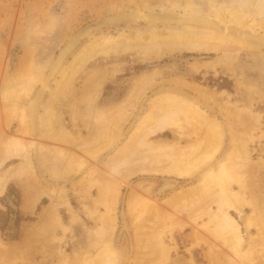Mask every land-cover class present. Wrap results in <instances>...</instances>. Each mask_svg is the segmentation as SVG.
Here are the masks:
<instances>
[{
	"label": "bare ground",
	"instance_id": "obj_1",
	"mask_svg": "<svg viewBox=\"0 0 264 264\" xmlns=\"http://www.w3.org/2000/svg\"><path fill=\"white\" fill-rule=\"evenodd\" d=\"M142 1L140 2L142 5H133L132 3V6L128 7L126 5V9L120 8L119 5V8L115 9L118 11H110L111 13L108 12V14L99 16V18L85 25L66 40L64 39V43L61 44L53 58L45 62L39 61L35 72H29L23 75L22 78H6L1 89L3 97L7 100L16 99L18 95L23 97L21 98V100L23 99L22 104L20 101H15L9 107L13 113L19 112V124L24 127V135L39 136L40 130L43 128L40 125L45 120L42 113L44 110L48 111L50 109L47 105H44L48 101V96L50 95L51 100L55 101L62 89L60 86H64L69 82L72 75L82 67V63L85 62L86 58L91 53L97 52L98 49L96 48L104 46V44L108 51L118 49L123 51L122 49L138 46L145 52L152 49H165L171 52L215 53L218 54V58L203 63L195 61L192 66L198 70L201 68H214L215 65L221 64L227 71L232 72L234 71L232 63L237 60L239 52L250 51L253 53L255 68L259 77H264V0ZM121 23L131 25L130 28L134 30L122 29L117 33H105L106 31L103 32L102 30L105 27L110 28L112 25ZM55 24L57 25V23ZM136 27L141 28L137 29ZM98 31L99 34L96 33ZM80 44L82 45L80 46ZM110 73L105 71L103 76H101L102 73L98 75L96 83L94 80V84L101 87L106 76ZM159 73V71H155L152 75ZM241 76L240 74L236 76L235 82H238L239 85L242 84L240 82ZM150 80L148 75L142 72L138 76L137 82H134L136 88L143 89L138 97L135 95L138 101H140L139 98L144 92L149 89L148 86H145L150 83ZM55 81H59L57 89L53 87ZM183 82L176 77L170 83L180 87L181 90L187 86L195 93L196 97L193 98L191 95L186 94L181 96V93L184 92L180 90L177 92L172 88L166 89L168 91L164 92L163 89L151 96L149 107L145 111L139 108L134 112V124L130 129L129 139L121 145L119 150L116 151V155L112 156L113 158L111 157L109 163H104L108 166L103 164L105 168L108 167L109 172L104 169L107 173L116 172L124 179H129L139 171L145 173L152 170L158 174H163L160 180H166V189L164 191L157 190V195H165L160 201L154 198L148 199L138 192H130L126 196V210L131 216V220L133 219V222H131L133 223L134 232L133 248L135 253L142 255V259L138 260V263L147 264L156 259L155 257L167 258L169 256L171 249L162 239V234L168 228L169 232L176 228L184 229L187 223L180 218L179 214H185L188 218L187 221L192 222H196L203 216L208 217V220L203 222L205 225L211 224L213 227L212 233L223 240L224 248L221 249L227 250V253L224 252L226 263L242 264V261L248 260L256 253L257 247H261L258 253L262 255L260 257L263 260L264 218L257 209L244 213L242 193L231 186L232 183H237L238 186L242 183L243 175L238 170L245 166L243 162L245 158L247 159L245 144L252 138L251 131L254 126H251L252 128L249 130H246V128L243 130L238 129V126L241 127L246 122H243L244 115L241 114L240 107L234 106L231 102V93L228 90L214 91L197 83L187 84ZM35 84H37V87L32 94L33 96H29ZM243 84H245L244 88L260 86L256 82L245 83L244 81ZM87 90L86 93H88ZM83 92L85 95V91ZM199 99L208 102L211 107L205 105L206 110L203 109L201 107L202 103L198 104ZM128 101L113 103L115 105L108 104L102 108L94 107L95 109L92 111L93 118L98 123L101 121L104 124L102 129L99 128L102 131L99 136L101 138L98 143L99 152L108 148L117 139L119 127L121 126L117 116H124L126 120L133 114V111L130 112L125 109ZM136 102L132 104V109H135L138 105V102ZM212 106L226 112L225 117L227 116V122L230 123L232 144L228 149H224L226 152H222L220 157L215 156L222 150L226 131ZM54 112L56 113V111ZM121 112H124V114L122 115ZM252 113L257 122L256 116L258 118V113ZM50 116L52 117V114ZM182 121L196 123L205 130L204 135L194 143H189L186 146L179 145L176 140L171 138L162 143H155L151 139H147L149 135L156 136L167 131L183 130ZM237 121L241 122L240 125ZM44 125L52 127V124L45 123ZM245 127L247 126L245 125ZM45 129L46 132L53 134L49 127H45ZM53 139H55L54 134ZM35 141L36 139L30 141L19 135L10 136L7 141V152L12 153V155L0 159V195L5 194V190L11 181L21 180L22 177L36 179V164L39 168L45 166L49 171V175L53 177L63 175L61 172L56 173L55 169L48 166L52 162L48 161L46 153L42 151L46 147L50 146V150L55 152L61 161L63 160L68 166L72 167V171H78L84 166L86 160L81 155H76L78 152L76 153L74 150L70 152L69 149L67 150L56 144L47 146L40 143L37 146ZM141 150H143V154L146 152V155H144L142 163L136 166L137 169H134L135 167L131 166L132 164H128V159L134 153L141 152ZM10 158L18 162L6 166ZM74 166L76 167L73 169ZM99 171L102 172V170ZM195 175H199L195 182L181 186L182 182L180 180L188 182L187 179ZM41 178L50 183L46 176L43 175ZM172 182L174 183L172 184ZM120 188L121 183L117 179L112 178L104 183L99 182L100 195L102 197L106 196L103 198L104 201L103 199L100 200V203L104 202L105 210L99 212L93 210L94 213H100L98 214L99 225L94 230L96 239L90 241V246L95 252H84L83 258L79 259V264L123 263L121 259H123L122 255H124L123 251L125 250L124 242L119 243V245L114 238L118 224L116 206ZM48 191L51 203L43 208L40 214L42 220L54 217L57 206L67 204L65 189L60 188V186L50 187ZM43 193L46 194L44 189ZM107 195H111V198L109 197L111 200L107 198ZM30 200V206L36 203L35 200L31 198ZM233 211L243 219L245 233L242 231L241 223L233 215ZM148 215L153 216L151 221L147 220ZM251 230H255V232L251 233ZM245 234H248L247 241L244 238ZM30 235L31 232L27 231L25 236L27 238ZM257 241H259L258 245L256 244ZM0 245L6 254V244L0 240ZM219 254L223 256L222 253ZM64 257H66L63 260L64 262H61L68 264V257ZM217 261H219L218 258H213L211 264H217Z\"/></svg>",
	"mask_w": 264,
	"mask_h": 264
},
{
	"label": "rangeland",
	"instance_id": "obj_2",
	"mask_svg": "<svg viewBox=\"0 0 264 264\" xmlns=\"http://www.w3.org/2000/svg\"><path fill=\"white\" fill-rule=\"evenodd\" d=\"M141 1L0 0V159L12 155V153L7 152V141L12 135H19L30 141L36 139L37 146L40 143L47 146L56 144L67 150L69 149L70 152L74 150L76 153L78 152L76 155H81L86 160L80 170L72 171V167L68 166L63 160L61 161L55 152L50 150L49 146L42 150L46 153L48 161L52 162L48 166L55 169L58 174L61 172L62 176L53 177L49 175V171L45 166L39 168L36 164V179L22 177L21 180L17 179L8 184L5 194L0 195V240L6 244L5 248L7 249L5 254L0 245V264H7L6 262L9 264H63V260L66 258L64 256L68 257V264H79V259L83 258L84 252H95L90 246V241L96 239L94 230L99 225L98 214L100 213H94L93 210L98 212L105 210L104 202L100 203V200L106 196L102 197L100 195L99 182L104 183L112 178L121 183L116 206L118 224L116 233H114L115 242L117 244L124 242L125 250L123 251L124 255H122L123 259H121L122 264H139L138 260L142 259V255L135 253L133 248L134 232L133 223H131L133 219L131 220V216L126 210V196L130 192H138L148 199L154 198L160 201L165 195H157V190L164 191L166 189V180H160L163 174H158L152 170L145 173L139 171L129 179H124L116 172L107 173L108 167L105 168L103 164L109 163L113 158L112 156L116 155V151L129 139V132H131L130 129L134 124V112L139 108L145 111L149 107L151 96L163 89L164 92L168 91L166 89L172 88L174 91L184 92L181 93V96L186 94L191 95L193 98L196 97L195 93L187 86L181 90L180 87L170 83L176 77L187 84L197 83L214 91L228 90L231 93V102L234 106L240 107L241 114L244 115L243 122H246L241 127L238 126V129L243 130L246 128V130H249L252 128L251 126H254L251 131L253 136L245 144L247 152V159L245 158L243 161L245 166L238 170L243 175L242 183L240 186L237 183H232L231 186L242 193L244 213L257 209L264 218V94L261 93H264V77H259L255 68L253 53L250 51L239 52L237 60L232 63L234 70L232 72L227 71L221 64L215 65L214 68H201L198 70L192 66L195 61L203 63L218 58V54L215 53L171 52L165 49H148L149 51L145 52L138 46L122 49L123 51L121 49L108 51L104 44V46L96 48L98 49L97 52L91 53L86 58L87 62L85 60L82 63V67L72 75L69 82L64 86H60L62 89L55 101L51 100L50 95L48 96V101L44 105H47L50 109L48 111L44 110L42 113L43 119H45L43 124H52L53 128L50 125L43 126L41 124L40 126L43 128L40 130V137L23 134L24 127L19 124V112L15 114L10 110L15 101H20L22 104L23 99L21 100V98L23 97L18 95L16 99L12 100L3 97L1 89L6 78H22L23 75L29 72H35L39 61L45 62L53 58L66 38L79 29L99 18V16L118 11L115 9H118L119 5L120 8L126 9L127 6H132V3L133 5H142ZM53 23H57V25ZM127 25L121 23L112 25L110 28L105 27L102 30L103 32L106 31L105 33H117L122 29L134 30L130 28L131 25ZM96 33L99 34L100 32ZM105 71H109V73L112 71L113 73L108 74L102 86L98 87L94 84V80L96 83L98 75L102 73L101 76H103ZM155 71L160 73L152 75ZM142 72L148 75L151 80L145 86H148L149 89L144 92L139 98L140 101H138L135 95L138 97L143 89L136 88L134 82ZM237 74L242 75L241 85L235 82ZM244 81L245 83L256 82L260 86L244 88ZM58 82L53 83V87H56V89L59 86ZM36 87L37 84L33 85L29 96H33ZM86 90L88 93H86ZM83 91H85V95ZM124 100L128 101L125 109L130 112L133 111V114L126 120L124 116H117V120L121 125L117 139L108 148L99 152L98 143L101 139L99 136L102 132L100 129L104 124L101 121L98 123L93 118L92 111L95 108H102L108 104L115 105L113 103H121ZM135 101L138 102H136L138 104L136 105L137 108L132 109V104ZM200 103H202L201 107L205 110V105L211 107L208 102L202 99L198 100L199 105ZM91 105L93 106L92 109ZM88 107L89 109H87ZM212 108L216 111L226 131L225 144L223 143L222 150L215 156L220 157L221 153L226 152L225 150L232 144L230 123L227 122V116L225 117L226 112L216 106H212ZM77 111L80 114L83 112V115L76 114ZM252 112L258 113V118L256 116L257 122ZM121 114L123 115L124 112H121ZM119 117L124 118L120 119ZM56 121L58 122L56 123ZM182 126L184 127L183 130L167 131L168 133L165 132L156 136L149 135L147 139H151L155 143H162L171 138L176 140L179 145L186 146L189 143H194L204 135L205 130L192 121L190 123L182 121ZM45 127H49L55 135V139H53V134L46 132L48 128L45 129ZM144 155H146V152L143 154V150L134 153L129 157L128 164H132L131 166L137 169L136 166L142 163ZM16 162L18 161L10 158L6 166ZM104 165L108 166L107 164ZM104 169H107V171ZM98 170H102V172H98ZM43 175L50 183L41 178ZM198 177L199 175L190 177L187 179L188 182L180 180L182 182L181 186L195 182ZM59 186L66 190L67 204L57 206L54 217L42 220L40 214L43 208L51 203L48 190L50 187ZM43 189L46 194L43 193ZM110 196L107 195V198ZM16 198L18 199L17 203ZM28 198L36 202L31 209L26 207ZM16 212L20 217L18 223L15 222L18 217ZM232 213L241 223L242 231L245 233L243 219L238 216V213L234 211ZM179 216L187 223L184 229L176 228L169 232L168 228L162 234V239L171 249L169 256L167 258L155 257L156 259L147 264H211L213 258H218L217 264H228L224 261V252L227 253V250L221 249L224 248L223 240L212 233L213 227L211 224L205 225L203 222L208 220L207 216H203L196 222L187 221L188 218L185 214H179ZM146 218L151 221L153 216L148 215ZM27 231L31 232V235L26 238ZM254 232L255 230H251V233ZM244 238L247 241L248 234H245ZM258 243L259 241L256 242L257 245ZM259 248L261 249V247ZM259 248L257 247V251L252 257L242 261V264H264V259L261 258L262 255L258 253ZM219 253H222L223 256H220Z\"/></svg>",
	"mask_w": 264,
	"mask_h": 264
},
{
	"label": "crops",
	"instance_id": "obj_3",
	"mask_svg": "<svg viewBox=\"0 0 264 264\" xmlns=\"http://www.w3.org/2000/svg\"><path fill=\"white\" fill-rule=\"evenodd\" d=\"M263 107H264V106H263ZM263 109H264V108H263ZM27 195H28V194H27ZM30 202H31V201H30V198H28L27 201H26V207H27L28 209L33 208L34 205H35V204H34V205L30 206ZM27 237H28V236H27Z\"/></svg>",
	"mask_w": 264,
	"mask_h": 264
},
{
	"label": "trees",
	"instance_id": "obj_4",
	"mask_svg": "<svg viewBox=\"0 0 264 264\" xmlns=\"http://www.w3.org/2000/svg\"><path fill=\"white\" fill-rule=\"evenodd\" d=\"M17 200H18V199L16 198V203H17ZM16 203H15V205H16ZM12 212H13V211H12ZM10 213H11V212H10ZM17 214H18V212H16V216H18ZM19 221H20V217L18 216V217L15 219V222L18 223Z\"/></svg>",
	"mask_w": 264,
	"mask_h": 264
}]
</instances>
